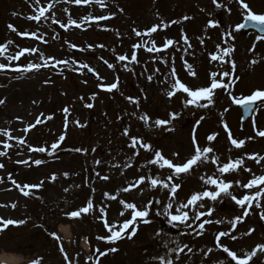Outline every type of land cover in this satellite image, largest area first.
Here are the masks:
<instances>
[{"label": "rangeland", "instance_id": "obj_1", "mask_svg": "<svg viewBox=\"0 0 264 264\" xmlns=\"http://www.w3.org/2000/svg\"><path fill=\"white\" fill-rule=\"evenodd\" d=\"M33 1L37 2L36 6L32 5ZM76 1L63 0V5L50 8L46 17L40 20L45 22L34 26L29 16L45 12L50 0H0V70H7L0 73V253L15 255L20 262L24 259L21 264H202L204 254L201 251L199 258L189 254L185 260L180 255L178 258L171 255L164 239L167 236L160 234L161 224L154 213L161 215L165 209L169 210L172 217L181 216L186 221L184 225L189 226L192 211L197 213L198 206H209L207 191L213 196L217 191L228 189L230 203L226 206L229 207L227 213L224 211L216 215L215 224L213 221L210 225L205 224L197 233L200 237L206 232L215 235L216 245L207 247L205 259H209L211 264H264V252L257 261L253 260L256 248L264 245V226L260 225L264 223V152L260 150L264 146L261 136L264 130L263 105L258 108L247 128L239 110H236L237 102L264 89L261 86L264 69L254 65L258 59L264 62V40L255 39L254 36L240 38L236 31L245 14H261L264 17V0H245L247 9L243 8V0H196L195 4L193 0H120V8L128 12L125 19L132 20L133 16L139 15L138 20L145 25L154 20L143 11L149 4L153 10L165 9L163 16L159 12L156 15L166 24L183 13L182 20L179 18L177 21L183 25V48L187 52L185 59H191V64L194 61L196 68L195 38H206L204 33H210L213 39L212 34H218L216 41L198 43L196 48L201 50L200 53L219 54V60L209 58L212 64H217L219 71L216 73L212 66L209 72L203 69L197 87L183 86L184 100L197 116L194 123L178 131L173 136L174 140L167 143V149L155 157L160 176V165L178 171L182 165L190 166L197 160L208 159L212 169L204 175L207 174L208 183L213 188L200 186L198 189L199 183L192 181L189 168L188 173L179 175L182 188L175 184L170 188L171 192L176 190L172 200L158 188V205L148 202L150 184L143 168L118 169L114 177L100 180L105 171L101 166L102 156L100 151L93 155L92 150L96 142H101L95 135H85L89 123H85L79 112L83 87L85 90V86L94 84L93 80L66 76L65 72L70 69L67 67L63 70L64 66L58 71L51 69L46 75L43 71L31 72L32 68L47 64L49 57L55 56L56 61L61 59L66 64L70 63L68 51L49 54L35 41L22 42L9 38V32L16 36V30L26 29L35 34V39L42 40L46 34L51 37V20L54 19L76 21L83 14H88L87 17L102 14L108 16L109 20L114 19L110 9L117 7L111 6L110 0H91L94 7L108 2L110 9L104 6L92 10L87 6L84 11L70 9ZM179 1L185 5L181 6ZM212 3L226 9L225 28L234 45L228 57L223 54V49L229 46L223 42V29L214 23V14L207 19L209 27L201 28L195 21L200 19L202 25L206 22L205 15L213 13V10H209ZM178 4L179 7L175 8L174 5ZM66 10L70 13L67 14ZM46 22L48 25H45ZM102 22L96 24V28L107 25L106 21ZM79 37L80 30L71 29L65 44L79 45ZM175 38L173 36V40ZM209 44H212L210 49ZM20 49L18 58L16 54ZM23 49H27V53ZM128 54L123 55L126 67H130V61H137L136 56ZM140 59L137 61L139 64L143 61ZM224 61L228 65L225 70L219 67ZM134 69L137 67L134 66ZM144 70L145 65L141 72ZM112 80L113 77L109 82ZM218 83L222 84L221 88L217 86ZM226 87V92L221 93ZM70 96L77 102L70 103ZM91 129H95V125ZM192 138L191 143L189 139ZM179 151L188 157L177 159L175 153ZM238 160L241 164L234 165ZM91 167L97 171L93 175L99 173L97 181H92ZM195 174L200 175V170H196ZM189 181L196 185L191 188L192 191L183 187ZM59 184L63 185V189L71 185L76 191L78 187L84 190L87 185L91 192V201L85 199L86 190L85 197L81 196L76 205L86 209L78 213L79 221H73L75 225L69 231L73 238L68 245L70 248L59 241L55 233L58 223L72 222L69 220L71 216L61 218L56 215V204L69 199ZM100 193L103 197L97 198ZM42 200L46 202L42 203ZM91 202L94 214L87 206ZM46 203L53 204L56 213L53 214ZM121 204H127V207L122 208ZM220 206L217 203L213 205L215 211ZM238 212L243 215H238ZM224 215L228 219L223 220ZM25 225L47 226L50 230L47 235L43 231L45 236L37 239L32 235V230L24 231ZM188 228L191 235L192 229ZM85 241L89 244L88 253L80 247ZM182 241L185 250L193 251L185 237ZM171 242V246L178 245L175 239H171ZM27 247L34 248L33 252H37L38 257H34Z\"/></svg>", "mask_w": 264, "mask_h": 264}, {"label": "flooded vegetation", "instance_id": "obj_2", "mask_svg": "<svg viewBox=\"0 0 264 264\" xmlns=\"http://www.w3.org/2000/svg\"><path fill=\"white\" fill-rule=\"evenodd\" d=\"M100 40H102L103 41V46L101 47V45H102V42L100 41ZM98 41L100 42V53H102V55L103 54H105V53H107V51H108V54L111 56V53H112V50L110 49V47H106L105 46V44H108L107 42H106V39H102V38H99L98 39ZM96 54V53H95ZM95 60H97L98 59V55L96 54V57L94 58Z\"/></svg>", "mask_w": 264, "mask_h": 264}, {"label": "bare ground", "instance_id": "obj_3", "mask_svg": "<svg viewBox=\"0 0 264 264\" xmlns=\"http://www.w3.org/2000/svg\"><path fill=\"white\" fill-rule=\"evenodd\" d=\"M15 261L16 260H15V257L13 255H8L5 253L0 254V262H2V263L11 264V263H14Z\"/></svg>", "mask_w": 264, "mask_h": 264}, {"label": "water", "instance_id": "obj_4", "mask_svg": "<svg viewBox=\"0 0 264 264\" xmlns=\"http://www.w3.org/2000/svg\"><path fill=\"white\" fill-rule=\"evenodd\" d=\"M254 29H256V30H258V31H262V30H264V25H262V24H257V25H255Z\"/></svg>", "mask_w": 264, "mask_h": 264}]
</instances>
